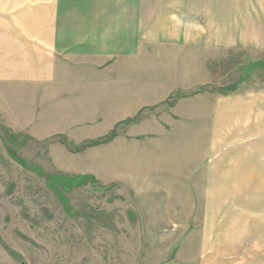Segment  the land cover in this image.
<instances>
[{
    "label": "rangeland",
    "instance_id": "obj_1",
    "mask_svg": "<svg viewBox=\"0 0 264 264\" xmlns=\"http://www.w3.org/2000/svg\"><path fill=\"white\" fill-rule=\"evenodd\" d=\"M81 3L86 16L97 14L93 48L111 54L79 70L64 61L66 106L61 92H48L42 119L45 93L0 89V264H264V238L254 235L264 229V170H255L264 155L253 150L263 138L239 139L230 125L221 132L215 119H163L193 93L264 87V54L248 49L249 33L238 44L249 30L239 26L264 21V0ZM217 28L227 35L215 50ZM199 37L209 65L199 62ZM136 45L143 69L158 74L130 75ZM217 53L222 63L209 61ZM129 79L162 94L145 98L142 116L109 119V91L134 87Z\"/></svg>",
    "mask_w": 264,
    "mask_h": 264
},
{
    "label": "crops",
    "instance_id": "obj_2",
    "mask_svg": "<svg viewBox=\"0 0 264 264\" xmlns=\"http://www.w3.org/2000/svg\"><path fill=\"white\" fill-rule=\"evenodd\" d=\"M81 1L0 0V89L6 92L25 91L32 93L33 90H36L45 93L41 97L42 101L40 100L42 106H39V115L41 114L42 119H46L44 111L47 108L46 102L48 99H52V96L48 97V92L56 91L62 93L63 98L58 102V105L60 104L59 107H65L67 101L66 94H72V91H70L72 89L64 87L63 85L65 84L61 82L59 84V71H65V68L70 66L68 63L65 65L64 61L66 59L73 60V69L79 70L90 67V61H95L96 56L105 59V56L111 54H97L93 48L96 42V25L94 23L97 14L95 16L92 15L88 8L89 14L86 16ZM236 26L238 27L239 23L233 22L231 24V28H235ZM99 27L101 28V26ZM239 27H248L249 30L239 32L240 39L238 44H253L254 47H249L248 49L253 53H261L260 55H256V57H263L264 21L250 20L249 24H242ZM187 29H190L189 31L192 32V26L185 24V33ZM223 30L224 28L221 30L216 29V43L218 46L215 47V50H218L224 44L225 40L223 37L227 34L225 33L226 29ZM246 33L251 34V41L248 40L247 42V39H243L242 35ZM111 37V32H109L108 43H111ZM201 41L200 37L194 39V42H197L198 46L200 45L198 50L199 56H203L199 60L205 59V61L199 62L206 64L208 56H205V54H208L207 49H209V45L206 46ZM130 51L133 54L135 53L138 58L136 64L133 63V58H131L132 67L133 65L140 66L134 69L131 67L129 69L130 75H134L135 73L138 77L139 72L146 76L159 73L154 68L143 69L145 60L140 47L136 45ZM219 55L221 53H217V56L211 58L209 61L216 59V63H222V58ZM127 71V69L121 70L123 72L121 74L126 76L129 72ZM189 75H185L184 77L186 78ZM129 80L130 84H132L135 79ZM147 82L149 83L147 87H149L151 82L148 80ZM204 93L203 91L193 93L187 96V98H180L177 102L174 101L173 106L169 107L168 116H165L163 119H189L191 123L195 119H200L201 122L204 119L206 121L207 119H215V125L219 131H229L230 125L231 132L238 133L239 139L255 140V135H259L263 138L259 147H255V142L254 144L249 143L248 146H243L245 148L255 147L253 150L258 148L259 151L263 149L261 154L264 155V87L252 86L251 88L238 89L226 94L218 91ZM161 94L162 90L160 89H148L146 92H140L139 84L135 80L134 87L125 85V87L109 91L103 113L109 119H125L129 116L139 117L143 115V113L140 114V110L146 104L144 102L145 98H158ZM23 101L27 104V114L31 116L32 100L24 99ZM147 103L152 104L153 102ZM6 105L8 108H12L11 105ZM164 111L167 110H163L161 113ZM24 116L26 117V112H24ZM184 132L183 142L187 138V134L191 133L188 125L184 126ZM261 144H263L262 147H260ZM232 163L237 166L234 168L235 171H240L239 163ZM249 163L255 165L256 162L251 161ZM255 170L263 171L264 169L256 168ZM185 183L182 181V183L174 186L184 187ZM255 232V239L258 237L264 238V229ZM233 235L242 236L240 239L233 240L244 242L243 236L248 234L234 233ZM10 261L13 264L12 259ZM254 262L255 264H261L257 261Z\"/></svg>",
    "mask_w": 264,
    "mask_h": 264
},
{
    "label": "water",
    "instance_id": "obj_3",
    "mask_svg": "<svg viewBox=\"0 0 264 264\" xmlns=\"http://www.w3.org/2000/svg\"><path fill=\"white\" fill-rule=\"evenodd\" d=\"M21 264H24V263H21Z\"/></svg>",
    "mask_w": 264,
    "mask_h": 264
}]
</instances>
